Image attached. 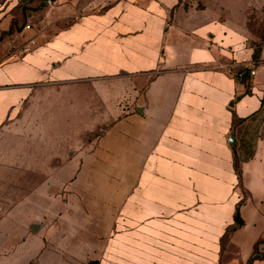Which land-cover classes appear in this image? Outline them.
Returning <instances> with one entry per match:
<instances>
[{
	"label": "crops",
	"instance_id": "0c3cea01",
	"mask_svg": "<svg viewBox=\"0 0 264 264\" xmlns=\"http://www.w3.org/2000/svg\"><path fill=\"white\" fill-rule=\"evenodd\" d=\"M21 1L0 0V32ZM178 1L115 0L0 64V129L42 87L84 99L67 118L105 121L95 138L82 133L81 150L49 161L63 171L0 208V264H247L264 238V49L254 63L246 23L264 0ZM241 69L254 75L237 98L244 86L230 73ZM127 72L129 82L113 78Z\"/></svg>",
	"mask_w": 264,
	"mask_h": 264
},
{
	"label": "rangeland",
	"instance_id": "374dc122",
	"mask_svg": "<svg viewBox=\"0 0 264 264\" xmlns=\"http://www.w3.org/2000/svg\"><path fill=\"white\" fill-rule=\"evenodd\" d=\"M23 1L25 2L22 9L17 11L18 23L29 28H23L21 32L0 43V62L16 59L25 50L49 40L81 15L101 11V7H106L115 0H100L97 7L86 9L82 7L84 4L82 0H75L74 3H71L72 0H65L63 3L43 0ZM263 15L264 9H252L247 12L246 29L251 44L258 42L257 32L264 24ZM9 55L10 57L6 58ZM129 74V72L116 73L113 78L117 81L129 82ZM128 82L122 83L128 85ZM54 95L52 97L49 87H42L37 91V99H32L30 105L25 106L26 109L19 118L0 129V208L2 210L16 204L40 181L45 182L56 171H63L49 166V161L55 159L63 161L67 158L68 151L81 150L83 140L86 139L82 133L91 127L92 138H95L99 124L105 122L96 118L90 121L81 117L67 118V108L69 110L74 108L72 112L74 110L82 112L84 99H65L68 96H77L68 93L67 89L55 92ZM56 97L64 98L61 99L64 107L62 113L54 110L52 98L56 99ZM113 97L114 94H109L103 99L108 109H112ZM92 111L96 113L98 110L92 107ZM69 116L73 115L69 114ZM45 164L48 165L44 166ZM113 171L114 169H111L112 173ZM74 172L72 180L75 184L74 190L82 191V169H74ZM256 262V264L264 263L262 260Z\"/></svg>",
	"mask_w": 264,
	"mask_h": 264
},
{
	"label": "trees",
	"instance_id": "16d2710c",
	"mask_svg": "<svg viewBox=\"0 0 264 264\" xmlns=\"http://www.w3.org/2000/svg\"><path fill=\"white\" fill-rule=\"evenodd\" d=\"M192 0H179L178 4H183L184 9H187L190 2ZM25 1H21L20 3H18L12 10H11V23L10 26L8 28L7 31H2L0 32V43L3 42L6 38L8 37H12L14 34H17L19 32H21V30L25 27H23V25H20L19 22V17H18V10L22 9L23 7V3ZM20 7V8H19ZM263 20H264V15H263ZM75 21V20H74ZM70 23L68 26H66L65 28L61 29L64 30L68 27H70L73 23ZM248 21V20H247ZM60 31V30H59ZM257 39L258 42L251 44L253 47V55H252V60L254 61V63L260 61V55L262 52V46L264 45V24L262 25L261 29L259 30V32H257ZM29 50V49H28ZM28 50H25L19 57L20 58L25 52H27ZM14 51V49H13ZM12 51V52H13ZM10 57L9 56H6ZM6 62V61H3ZM3 62H0L3 63ZM243 71V74L241 75V77L237 76L238 72ZM236 73H230L240 84H242L244 86V91L242 93V95L237 96V98L244 96V95H248L250 94V88H251V83H250V70L249 69H241ZM238 120L235 118V116L232 117V124L234 125ZM100 133V129L97 131V135H99ZM232 166H233V170L234 173L236 175V179H237V184H236V189L239 190L240 194H241V200L238 203V205L243 204L245 198L247 197L246 192L244 191L243 187H242V180H241V168H240V164L239 161L237 159L236 153L235 151L232 152ZM234 228L231 229H227L224 233V235L222 236L221 240H220V244H221V250L225 247V244L227 243L230 234L233 232ZM264 243V238L259 239L253 246V253L250 256V258L247 261V264H252L255 260H264V254L260 253L258 251V246L260 244Z\"/></svg>",
	"mask_w": 264,
	"mask_h": 264
},
{
	"label": "water",
	"instance_id": "95a60500",
	"mask_svg": "<svg viewBox=\"0 0 264 264\" xmlns=\"http://www.w3.org/2000/svg\"><path fill=\"white\" fill-rule=\"evenodd\" d=\"M45 2L52 1V0H44ZM232 136H230L229 142H232ZM236 222H238V219H235ZM32 231H36V229L31 228ZM88 264H98V261H90Z\"/></svg>",
	"mask_w": 264,
	"mask_h": 264
},
{
	"label": "built area",
	"instance_id": "2783aa9c",
	"mask_svg": "<svg viewBox=\"0 0 264 264\" xmlns=\"http://www.w3.org/2000/svg\"><path fill=\"white\" fill-rule=\"evenodd\" d=\"M25 28H29L28 26H26ZM31 43H33V40L31 41ZM243 74V71H241V72H238L237 73V76L238 77H241V75ZM250 75L252 76V75H254V70H250Z\"/></svg>",
	"mask_w": 264,
	"mask_h": 264
}]
</instances>
